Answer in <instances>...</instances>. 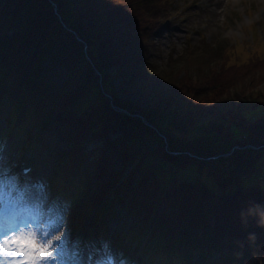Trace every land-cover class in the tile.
Wrapping results in <instances>:
<instances>
[{
	"label": "trees",
	"instance_id": "1",
	"mask_svg": "<svg viewBox=\"0 0 264 264\" xmlns=\"http://www.w3.org/2000/svg\"><path fill=\"white\" fill-rule=\"evenodd\" d=\"M170 23L164 0H0V107L7 102L9 123L30 145L43 143L55 110L62 113L50 165L65 187L73 179L78 195L68 233L81 231L95 211L102 231V219L118 204L138 224L128 239L117 241L124 257L132 251L146 264H264V228L254 218L246 225L241 220L252 205L264 206V110L257 117L241 113L249 104L245 98L187 106L168 85L154 81L156 70L146 60L156 46L150 39ZM46 63L64 68L66 81H53ZM114 66L126 71L121 90H140L154 100L153 108L139 110L119 98L105 76ZM238 69L228 66L222 76H240ZM210 70L176 82L193 100L224 91L232 80L215 82L218 71ZM113 106L141 115L156 131ZM200 109L208 110L188 113ZM112 132L120 137L111 140ZM85 135L104 143L88 165ZM160 135L178 155L166 151ZM147 140L161 149L149 152ZM112 147L123 163L119 172L109 171L106 151ZM211 157L218 158L205 160ZM147 158L159 162L150 168Z\"/></svg>",
	"mask_w": 264,
	"mask_h": 264
},
{
	"label": "rangeland",
	"instance_id": "2",
	"mask_svg": "<svg viewBox=\"0 0 264 264\" xmlns=\"http://www.w3.org/2000/svg\"><path fill=\"white\" fill-rule=\"evenodd\" d=\"M164 1L168 14H170L171 23L167 27L164 26L157 38L153 37L150 39L151 42L157 44L150 55L146 56L147 62L149 61L153 67H151L152 71L156 70L153 72V80L160 85H168L169 90L176 93L179 99L181 98L182 101L187 103V106L190 105L195 108L198 107L194 104H213L216 106V104L221 102H233L235 99L245 98L246 100L249 99L247 101L249 104L244 108L245 112L241 111V113L248 116L251 115V117L260 116L264 110V63H262L264 61V0ZM22 25L23 23L19 22L15 28L18 29ZM187 53H191V56L186 57ZM181 56L186 58L182 59ZM175 58L180 59L174 63L170 62V59ZM235 64L239 68L238 72H242V75L239 76L237 74V77L233 76L232 78L225 75L222 76V69L228 66L234 67ZM46 67L51 68L49 74L52 76L53 81H58L59 83L66 81L67 73L64 68L49 65L48 63H46ZM210 69L218 71L217 75L219 78L215 82L221 80L222 84L225 80H232L224 87V91L215 94L211 93L203 99L193 100L176 82H180L188 74L192 76L201 73L202 75H209L212 72ZM83 72H86V70H83ZM149 73L151 74L152 72L150 71ZM105 76L108 80L111 79L113 89L117 92L120 99L128 100L139 110L154 107V100L140 90H121V84L125 86L123 83L126 78L125 70H119L116 66L109 67L105 72ZM7 106V102L4 101V104L0 107V148L9 143L13 152H11L12 160L5 164L2 174L0 173V197L9 199L13 207L18 205L21 196L28 191L41 195L46 202L53 200L52 202L56 206V219L60 217L63 219L54 228L60 229L58 234L61 236L68 238L72 236L69 239L73 242H75V236H78L80 242L77 249L74 248L75 243L68 247L63 260L52 261L53 264H95L93 258L95 260L98 259L96 249L99 251V257H103L109 263L100 251L101 246L105 247V238H107L108 242L110 240L114 242L115 252L120 257L121 252L117 249V241L121 238L123 240L128 239L131 236V229H137L138 224L135 223L134 217L127 216L125 210L118 204L114 203L115 205L110 209V212L106 214L104 223L107 225V229L105 227L102 228V231L96 229L95 211L85 218L83 228L81 231H76V235L67 232L68 215L72 212V215L75 212L78 213L75 205L78 195L71 190L70 182L73 183V179L65 187L64 179L53 176L54 171L50 165L51 154L55 149L54 146L57 145V140H54L52 135L56 133L57 126L55 125L60 122L62 113L55 110V120L53 119L51 122L54 128L46 129L44 142L37 141L30 145L25 143V136L21 129L9 123L12 120L7 115ZM200 110L201 112L192 110L193 112L188 113L192 116H198L203 115L208 109ZM134 115L137 117L133 118L142 117L138 114ZM195 130L192 134L196 132ZM196 133L199 135V132ZM43 134L44 132H41L39 135ZM119 137V132L109 134L111 140ZM87 138L88 135L83 138V145L87 149L85 152L83 151L82 155L85 156V164L88 165L91 160H94L93 158L97 155L96 152L103 151L104 143L102 141L90 142ZM79 143L81 144V142ZM163 144L165 149V145L168 148L167 140H163ZM144 145L149 152L161 149L160 144L155 141L147 140ZM92 152L95 153H93V158L90 157ZM106 154L107 158L113 163L109 171H121L123 163L116 147L109 148ZM30 160L31 163H35H32V165L36 172L35 175L32 173L28 179L24 180L21 177L22 170L29 167ZM143 162L145 166L152 168L159 160L147 158ZM127 168H131V164ZM127 173L128 170L126 169L124 176ZM111 196L112 194L109 197H105L106 200L109 202L113 201ZM61 208L63 212H61ZM142 238L146 240L145 236H142ZM81 247L89 251V256L86 258V255L81 257L79 254ZM127 253L131 257L129 251ZM120 260L121 264L125 263V260H122L121 257ZM134 260H130L131 264H133ZM155 261V264H159V260Z\"/></svg>",
	"mask_w": 264,
	"mask_h": 264
},
{
	"label": "snow or ice",
	"instance_id": "3",
	"mask_svg": "<svg viewBox=\"0 0 264 264\" xmlns=\"http://www.w3.org/2000/svg\"><path fill=\"white\" fill-rule=\"evenodd\" d=\"M33 208L38 216H43L39 204ZM60 229L51 230L41 220L38 226L23 217L13 215L0 225V264H50L63 260L68 247L73 242L59 235Z\"/></svg>",
	"mask_w": 264,
	"mask_h": 264
},
{
	"label": "bare ground",
	"instance_id": "4",
	"mask_svg": "<svg viewBox=\"0 0 264 264\" xmlns=\"http://www.w3.org/2000/svg\"><path fill=\"white\" fill-rule=\"evenodd\" d=\"M11 152H13V149L11 147V144H9V143L5 144L4 146H2L0 148V173L1 174L3 172L5 164L9 163L12 160ZM29 163H30L29 167H31V171L27 174H22L21 177L24 180L28 179L32 173H33V175H35V172H36L35 168H33V165H32V163H34V162L31 163V160H30ZM46 198H48V197H46ZM9 201H10L9 199H5L3 197H0V207L1 208L5 207V206H10V211L6 213L5 218H3L2 214L0 213V225H2L5 220H8L13 215H15V216L23 217L27 220H30L32 222V226H34V227L38 226L40 224V221L43 220L46 222V226L48 227V229L51 230L59 222L61 223L63 220V219H61V217L59 219H56V216H57V214L55 212L56 206L52 202L53 200L46 202L44 197H42L41 195L36 194L32 191H28L27 193H24L21 196L18 205H16L15 207H13ZM34 204H39V206L43 212L42 217L38 216L37 213L35 212V210L33 208ZM62 210L63 209L61 208V212H63ZM57 220H59V221H57ZM108 234L110 235L109 231H108ZM74 240H75V242L78 241V245H79L80 242H79L78 236H75ZM93 247H94V245H93ZM74 248H76V249L78 248L76 243L74 244ZM100 251L104 254V257L107 258L109 263L121 264L117 254L115 252L113 241H111V240L109 241L108 249L101 248ZM79 254L81 257H84L86 255L85 256V258H86L87 256H89V251H87L83 247H81ZM96 255L98 256V259L95 260V258H93L95 264H109L103 257H99V251L97 249H96ZM50 264H53V263L50 262Z\"/></svg>",
	"mask_w": 264,
	"mask_h": 264
},
{
	"label": "clouds",
	"instance_id": "5",
	"mask_svg": "<svg viewBox=\"0 0 264 264\" xmlns=\"http://www.w3.org/2000/svg\"><path fill=\"white\" fill-rule=\"evenodd\" d=\"M249 218H254L257 226L264 228V206L252 205L246 211L241 213V220L245 225L248 223ZM248 240L254 243L256 235L254 233L249 234Z\"/></svg>",
	"mask_w": 264,
	"mask_h": 264
},
{
	"label": "water",
	"instance_id": "6",
	"mask_svg": "<svg viewBox=\"0 0 264 264\" xmlns=\"http://www.w3.org/2000/svg\"><path fill=\"white\" fill-rule=\"evenodd\" d=\"M51 4H52V6L54 7V9L56 10V5H55V3L51 1ZM77 39L80 40L78 37H77ZM87 59H88V58H87ZM88 61H89V60H88ZM95 71H96V70H95ZM96 72H97V71H96ZM113 109H114L116 112L123 113V114H126V115L131 116V117H137L136 115H134V114H130V113H128L127 111H125V110H123V109H121V108H118V107L113 106ZM139 118H140V120L143 122V124H144L145 126L151 128V129H153V130H156L155 127H154L153 125H151L150 123H148V122L146 121V119H144L143 117H140V116H139ZM160 136L163 138L164 141L166 140L165 137H164L163 135H160ZM165 147H166V151H167L169 154H171V155H178V154H179V153H176V152H171V151H169V149L167 148V145H165ZM230 153H231V152H230ZM228 155H229V154H224V155H221L220 157H224V158H225V157H227ZM215 159H217V158L206 159V161H209V160H215Z\"/></svg>",
	"mask_w": 264,
	"mask_h": 264
}]
</instances>
